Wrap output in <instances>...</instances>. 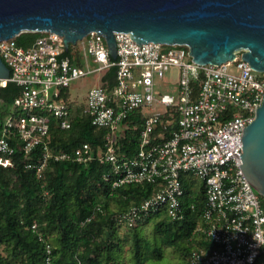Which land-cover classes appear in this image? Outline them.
<instances>
[{"label": "built area", "instance_id": "1", "mask_svg": "<svg viewBox=\"0 0 264 264\" xmlns=\"http://www.w3.org/2000/svg\"><path fill=\"white\" fill-rule=\"evenodd\" d=\"M39 33L27 47L16 43L17 35L0 40V59L8 68L0 88L8 82L19 87L9 101L0 99V166L11 164L16 138L25 167L34 169L37 178L49 160H97L109 165L103 178L112 187L157 184L138 205L114 214L121 228L132 227L149 213L181 220L185 189L180 174L185 173L205 183L196 230L211 243L193 251L190 264H264V206L240 167V136L264 98V71L251 68L240 52L219 65L198 64L185 45L139 44L123 31L113 33L115 58L97 32L68 43L66 50L62 36ZM170 66L179 69L175 91L154 93V79L161 80ZM111 67V81L102 84ZM92 72L101 73L100 84L87 91L83 102H73L70 82ZM152 102L164 108L147 113ZM138 111L142 122L135 151L117 152L114 145L127 127L124 120ZM73 114L87 116L94 130H104L102 148L95 151L86 141L71 150L49 146L51 123L69 129ZM95 211L102 210L97 206ZM37 239L43 247L42 263L53 264L52 244L40 232Z\"/></svg>", "mask_w": 264, "mask_h": 264}, {"label": "trees", "instance_id": "2", "mask_svg": "<svg viewBox=\"0 0 264 264\" xmlns=\"http://www.w3.org/2000/svg\"><path fill=\"white\" fill-rule=\"evenodd\" d=\"M39 34L21 32L15 40L27 47ZM113 72V67L108 69L101 83L111 81ZM18 93L19 87L8 82L0 88V99L9 101ZM141 122L139 111L124 120L127 127L114 145L117 152L133 154ZM49 133V146L62 149L71 150L86 141L96 151L104 142V130H94L84 115L73 114L71 127L66 130L51 123ZM12 142L15 149L11 164L0 166V264H43L44 252L37 232L52 244L53 264H123L119 261V246L129 239L132 264L159 260L165 247L183 245L187 255L194 247H211L196 230L205 205L204 181L180 174L185 189L181 220L171 221L164 214L149 213L122 230L114 214L138 205L157 190V184L141 182L112 187L103 178L109 165L97 160L86 163L49 160L37 178L34 169L25 167L20 143L16 138ZM38 154L37 149L34 160ZM259 197L264 206V197ZM97 206L102 211H95ZM33 223L35 230L31 228Z\"/></svg>", "mask_w": 264, "mask_h": 264}, {"label": "water", "instance_id": "3", "mask_svg": "<svg viewBox=\"0 0 264 264\" xmlns=\"http://www.w3.org/2000/svg\"><path fill=\"white\" fill-rule=\"evenodd\" d=\"M25 31L57 33L65 50L97 32L112 58L113 33L123 31L139 44L185 45L198 64L219 65L240 52L251 68L264 71V0H0V40ZM7 77L0 59V78ZM240 140V167L264 197V98Z\"/></svg>", "mask_w": 264, "mask_h": 264}, {"label": "rangeland", "instance_id": "4", "mask_svg": "<svg viewBox=\"0 0 264 264\" xmlns=\"http://www.w3.org/2000/svg\"><path fill=\"white\" fill-rule=\"evenodd\" d=\"M100 72H92L86 74L84 76L78 77L70 82L68 86V93L70 99L73 102H83L85 95L89 89L94 86L100 84ZM179 77V69L176 66H170L163 75L161 80L157 78L154 79L155 89L154 93L158 90L161 92H174L177 86V81ZM164 108L163 105L158 104L156 102L151 103V109H146L147 113L159 112ZM15 181V179L13 178ZM262 196V195H260ZM263 197V196H262ZM260 198V197H259ZM201 222L198 224V226ZM148 228V226L144 227V229ZM125 229L122 227V230ZM145 231V230H144ZM197 232V231H196ZM148 233V232H147ZM200 236V234L197 232ZM131 240L121 241L119 253L121 256L119 257V261L123 262V264H132L131 260ZM2 247V246H1ZM203 247H194L190 254H186L185 247L183 245L173 246V247H165L164 255L157 261H147L145 264H190V257L193 251H197L198 249ZM101 255L98 256L100 258ZM146 257V256H145ZM20 259L18 258L17 261ZM99 264H102L100 262Z\"/></svg>", "mask_w": 264, "mask_h": 264}, {"label": "clouds", "instance_id": "5", "mask_svg": "<svg viewBox=\"0 0 264 264\" xmlns=\"http://www.w3.org/2000/svg\"><path fill=\"white\" fill-rule=\"evenodd\" d=\"M255 256V253H253L251 256H249V262H251V260L253 259V257Z\"/></svg>", "mask_w": 264, "mask_h": 264}]
</instances>
